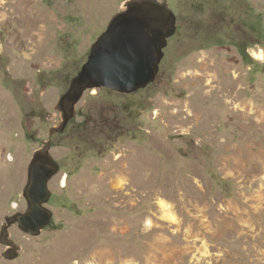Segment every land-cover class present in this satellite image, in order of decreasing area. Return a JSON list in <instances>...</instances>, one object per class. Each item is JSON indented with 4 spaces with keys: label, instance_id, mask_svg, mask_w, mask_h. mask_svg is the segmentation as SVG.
I'll return each instance as SVG.
<instances>
[{
    "label": "rangeland",
    "instance_id": "rangeland-1",
    "mask_svg": "<svg viewBox=\"0 0 264 264\" xmlns=\"http://www.w3.org/2000/svg\"><path fill=\"white\" fill-rule=\"evenodd\" d=\"M125 1L0 0V224L22 206L34 150L51 140L60 165L51 224L10 228L18 256L0 264H264V158L250 160L264 152V0H158L177 33L155 80L86 90L67 132L50 134Z\"/></svg>",
    "mask_w": 264,
    "mask_h": 264
},
{
    "label": "water",
    "instance_id": "water-1",
    "mask_svg": "<svg viewBox=\"0 0 264 264\" xmlns=\"http://www.w3.org/2000/svg\"><path fill=\"white\" fill-rule=\"evenodd\" d=\"M175 31L176 15L167 2L126 0L91 44L86 61L60 95L57 107L61 121L50 134L64 130L75 116L76 105L86 90L104 87L132 93L152 83L159 72L164 48ZM50 148L48 140L33 151L29 161L27 182L22 190L29 210L6 217L7 226L17 223L21 231L31 236H38L53 215L45 203L52 193L49 181L59 172L60 166L50 154ZM1 233L3 235V230ZM0 241L12 244L3 236ZM17 256L14 249L7 257Z\"/></svg>",
    "mask_w": 264,
    "mask_h": 264
},
{
    "label": "flooded vegetation",
    "instance_id": "flooded-vegetation-1",
    "mask_svg": "<svg viewBox=\"0 0 264 264\" xmlns=\"http://www.w3.org/2000/svg\"><path fill=\"white\" fill-rule=\"evenodd\" d=\"M65 129V128H64ZM62 132V131H61ZM48 140H46L45 142H43L42 143V146H44L45 144H46V142H47ZM50 142H51V140H49ZM41 146V147H42ZM51 146H52V143H51ZM40 148V147H39ZM6 158H7V156H6ZM30 161V160H29ZM28 164H29V162H28ZM60 166V165H59ZM27 167H28V165H27ZM27 171V170H26ZM63 175L65 176V175H68V173H66V172H64L63 173ZM62 175V176H63ZM55 176V175H54ZM53 178V177H52ZM52 178L50 179V181L52 180ZM50 181H49V183H50ZM60 181H61V179H60ZM59 181V184L61 183ZM26 182H27V173H26V180H25V184H26ZM25 184L23 185V187H22V190H23V188H24V186H25ZM51 194H55V192H53L52 191V193ZM21 196H22V192H21ZM45 205L48 207V205L50 206V204H49V200L45 203ZM29 210V205H28V203H27V201L25 200V198L22 196V206H20L18 209H16L12 214H9V215H13V214H15V213H17V212H27ZM9 215H5L4 216V220H3V222H1V224H0V236H3L4 238H7L8 240H9V242H11L12 244L11 245H8V244H6V243H3V242H1L0 241V244L3 246V248H2V250L0 251V258H2V259H4V260H13V259H9L7 256L9 255V254H11L12 253V251L15 249L16 250V252H18L19 251V248H16V246L15 245H18L19 246V244H17V242H16V240L14 239V238H12L11 237V234H10V228H12V227H17L18 228V224L17 223H13V224H11V225H9V226H7V222H6V217L7 216H9ZM52 219H53V215H52V217L50 218V222H49V224H51V221H52ZM49 224L48 225H46L42 230H44L47 226H49ZM19 229V228H18ZM2 230H3V235H2ZM20 230V229H19ZM23 232V231H22ZM23 233H25V232H23ZM25 234H27V233H25ZM27 235H29V234H27Z\"/></svg>",
    "mask_w": 264,
    "mask_h": 264
},
{
    "label": "bare ground",
    "instance_id": "bare-ground-1",
    "mask_svg": "<svg viewBox=\"0 0 264 264\" xmlns=\"http://www.w3.org/2000/svg\"><path fill=\"white\" fill-rule=\"evenodd\" d=\"M17 6H18V4H17ZM253 56L255 57V58H257V59H259V60H264V50L262 49V48H259L258 50H256V51H253ZM260 155H258V156H253L252 155V157L250 158V160L252 161V163H259V162H261V160L264 158V152H262V151H259L258 152ZM249 155V154H248ZM264 162V159L262 160V162H261V164ZM253 166H255V165H253ZM252 166V167H253ZM258 166V170L259 169H263L264 170V165L263 166H261V165H257ZM243 169V168H242ZM261 198V197H260ZM262 206V205H261ZM159 207H160V209H161V217L163 218V219H165V220H168V221H170V222H175V221H177V217H176V215L174 214V212L172 211V209H171V205H169L168 203H166V202H164V201H160L159 202ZM244 214V213H243ZM227 217V216H226ZM249 217V216H248ZM250 218V217H249ZM243 222H245V220L243 221ZM249 223V222H248ZM225 227V226H224ZM262 231V230H261ZM208 253V250L206 249V247H204L203 249H202V252H201V256H203V254H207ZM264 254H262V256H263ZM204 257V256H203ZM233 261V260H232ZM249 261V260H248ZM250 262V261H249Z\"/></svg>",
    "mask_w": 264,
    "mask_h": 264
},
{
    "label": "trees",
    "instance_id": "trees-1",
    "mask_svg": "<svg viewBox=\"0 0 264 264\" xmlns=\"http://www.w3.org/2000/svg\"><path fill=\"white\" fill-rule=\"evenodd\" d=\"M176 33H177V30H176ZM176 33H175V34H176ZM175 34H174L173 36H175ZM172 38H173V37H171L170 40H171ZM208 43H210V42H208ZM165 48H167V46H166ZM165 48H164V49H165ZM241 53L243 54V57L245 58V55H246V54L244 53L243 50H241ZM163 58H164V56H163ZM163 58H162V59H163ZM160 63H161V62H160ZM69 82H70V81H69ZM103 90H105V91L107 92V93L105 94L106 97H108V96L110 95L111 92L117 93V91L112 90V89H109V88H104V87H103ZM108 91H109V94H108ZM138 91H139V90H138ZM117 94H118V93H117ZM122 94H123L124 96L126 95V94H124V93H122ZM121 108H122V112H125L126 110H128L127 113H130V112H131V110H130L131 108L128 109V108L126 107V105H123V104H122V105H121ZM73 120H74V117H73V118L69 121V123L66 125L65 129H64L62 132H59V134L66 133V132H67V128H69L68 126H70V124L73 122ZM86 122H87V121H86ZM79 123H80V122H79ZM81 124H82V126H80V128H81V127H82V128L86 127V125L84 124V122H83V123L81 122Z\"/></svg>",
    "mask_w": 264,
    "mask_h": 264
}]
</instances>
